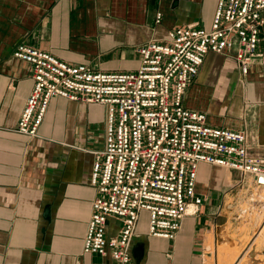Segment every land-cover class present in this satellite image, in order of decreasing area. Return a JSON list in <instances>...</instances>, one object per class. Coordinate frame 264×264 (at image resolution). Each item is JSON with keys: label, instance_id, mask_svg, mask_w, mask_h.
Masks as SVG:
<instances>
[{"label": "crops", "instance_id": "0c3cea01", "mask_svg": "<svg viewBox=\"0 0 264 264\" xmlns=\"http://www.w3.org/2000/svg\"><path fill=\"white\" fill-rule=\"evenodd\" d=\"M218 2L0 0V264H115L83 252L97 197L92 167L95 153L105 147L107 107L57 96L38 136L20 134L34 81L31 65L13 56L15 47L25 43L98 72H134L139 47L165 42L171 30L188 25L210 29ZM260 37L264 52V25ZM184 104L206 113L212 126L244 131L252 152L264 157V65L258 61L242 77L234 58L209 53ZM212 167L218 168L201 164L198 194L201 178L207 183L217 173ZM213 207L212 200L204 201L198 214L185 216L172 240L150 236L143 211L132 258L140 264H207L219 224ZM120 226L111 219L109 235Z\"/></svg>", "mask_w": 264, "mask_h": 264}, {"label": "built area", "instance_id": "2783aa9c", "mask_svg": "<svg viewBox=\"0 0 264 264\" xmlns=\"http://www.w3.org/2000/svg\"><path fill=\"white\" fill-rule=\"evenodd\" d=\"M263 12L264 0H219L210 29L188 25L171 30L165 42L146 43L138 48L134 72H98L25 43L15 47L13 56L31 65L34 81L20 134L38 136L57 96L107 107L105 147L92 167L97 197L85 254L140 264L131 244L143 211L150 236L175 239L184 217L198 214L204 203L197 192L201 164L238 172L254 189H264V157L252 152L246 133L212 126L206 113L184 104L209 53L234 58L242 77L253 62L264 65ZM111 219L121 222L116 235H109Z\"/></svg>", "mask_w": 264, "mask_h": 264}, {"label": "rangeland", "instance_id": "374dc122", "mask_svg": "<svg viewBox=\"0 0 264 264\" xmlns=\"http://www.w3.org/2000/svg\"><path fill=\"white\" fill-rule=\"evenodd\" d=\"M212 168L217 172L213 178L207 183L201 178L199 184L205 203L213 201L219 219L207 264H264V189H254L240 173Z\"/></svg>", "mask_w": 264, "mask_h": 264}]
</instances>
